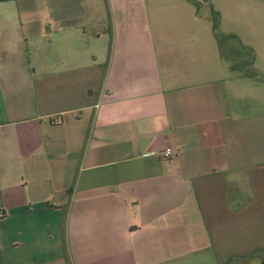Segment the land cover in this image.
I'll list each match as a JSON object with an SVG mask.
<instances>
[{"label": "crops", "instance_id": "crops-1", "mask_svg": "<svg viewBox=\"0 0 264 264\" xmlns=\"http://www.w3.org/2000/svg\"><path fill=\"white\" fill-rule=\"evenodd\" d=\"M197 2L155 34L147 0H0V264L264 250V60L195 52Z\"/></svg>", "mask_w": 264, "mask_h": 264}, {"label": "rangeland", "instance_id": "rangeland-1", "mask_svg": "<svg viewBox=\"0 0 264 264\" xmlns=\"http://www.w3.org/2000/svg\"><path fill=\"white\" fill-rule=\"evenodd\" d=\"M197 1L198 2L194 7L195 12L197 16L201 18V20H204L202 22H206V24H208V27L210 28L209 34L211 36V41L213 40V44L212 47H209L207 46V43H197V46H195L194 50L195 52H200V49L202 52L205 51L207 54H225L227 58L225 57L226 59L223 62L227 66H231V64L234 62V56H232V54H235V47L238 45L239 54H259L262 57V60H264V21L253 19L252 16L255 15V12H251L249 10V12L244 13V11L248 9L240 7L237 8L240 0ZM173 2H176V0H147L149 9L148 14L155 34H157L159 30H165V28L159 27L156 24L159 20H164L165 26L168 23V19L171 20V5ZM213 10L218 12L221 16V27L226 33L225 35L236 37L235 39H230L224 43L223 53L222 44L215 39L213 33V21L211 19ZM240 14H243V16H240ZM209 18L210 21H208ZM239 39L244 43L245 46L251 49L249 51L245 50L242 47V43Z\"/></svg>", "mask_w": 264, "mask_h": 264}, {"label": "trees", "instance_id": "trees-1", "mask_svg": "<svg viewBox=\"0 0 264 264\" xmlns=\"http://www.w3.org/2000/svg\"><path fill=\"white\" fill-rule=\"evenodd\" d=\"M211 19L213 21L214 35L217 38V40L222 44V47H223L224 43L227 42L228 40L236 38L234 36L225 35L222 32L221 26H220L221 18H220V14L218 12L213 10ZM251 75L256 76V74H254L253 72L251 73ZM256 258L262 259L263 263H264V250H256V251H254L248 255H245V256H233L227 261L226 264H237V263L247 264L251 260L256 259Z\"/></svg>", "mask_w": 264, "mask_h": 264}, {"label": "built area", "instance_id": "built-area-1", "mask_svg": "<svg viewBox=\"0 0 264 264\" xmlns=\"http://www.w3.org/2000/svg\"><path fill=\"white\" fill-rule=\"evenodd\" d=\"M165 158H173L175 156V153L172 149H167L163 154ZM1 216H3V213H0Z\"/></svg>", "mask_w": 264, "mask_h": 264}]
</instances>
